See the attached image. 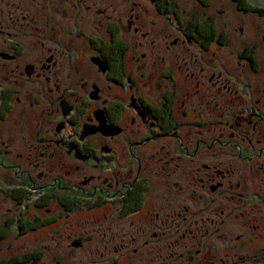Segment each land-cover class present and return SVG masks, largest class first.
I'll return each instance as SVG.
<instances>
[{"label": "flooded vegetation", "instance_id": "1", "mask_svg": "<svg viewBox=\"0 0 264 264\" xmlns=\"http://www.w3.org/2000/svg\"><path fill=\"white\" fill-rule=\"evenodd\" d=\"M56 15L68 16L66 0H0V202L4 198L41 214L27 215L29 223L39 224L32 232L79 231L89 221H139L143 226L139 223L137 234L147 235L144 242L151 244L145 245L150 247L146 254L137 255L138 264H156L157 257L149 255L160 252L154 243L165 238L173 240L165 248L169 253L185 250L171 256L180 264H214L216 256L206 255L205 248L228 236L257 250L264 240V92L263 101L256 99L259 87L251 85L244 99L239 87L222 85L220 74L196 81L183 59L172 61L166 76L153 85L156 71L139 65L146 54L130 57L120 40L116 49L113 36L49 39L45 25ZM208 20L216 31L215 20ZM40 21L41 31L35 26ZM194 23L188 36L198 40ZM202 36L195 42L202 59L210 53L222 64L235 61L245 74H262L259 46L234 47L223 32L216 31L210 41ZM247 51L252 63L243 56ZM136 67L143 70L139 78L134 77ZM146 89L157 93L147 94ZM120 91L123 100L112 96ZM229 123L250 127L252 137L234 141V134L210 135ZM221 146L231 149L236 161L252 164L251 170L240 173L233 164L217 163ZM157 164H162L159 171L150 167ZM86 170L89 174L82 175ZM167 208L169 214L163 215ZM86 212L94 215L86 217ZM160 222L164 230L153 231ZM111 226L102 230L110 242L128 231ZM83 234H76L70 245L91 247L93 239ZM251 262V257L236 253L229 264ZM253 262L258 259L253 257ZM85 264L108 263L98 257Z\"/></svg>", "mask_w": 264, "mask_h": 264}, {"label": "rangeland", "instance_id": "2", "mask_svg": "<svg viewBox=\"0 0 264 264\" xmlns=\"http://www.w3.org/2000/svg\"><path fill=\"white\" fill-rule=\"evenodd\" d=\"M66 1L68 16L56 15L54 17H48L49 23L45 25L47 26L45 30L50 29L49 32H46L49 35V39L58 38L61 40H69L74 38L78 39V37L84 39L85 37L99 38L102 36L110 39L113 36L115 38L114 41L120 40L127 46L130 57L139 59L141 54H146L147 57L144 61L140 60L139 65L150 66L152 67V72L156 71L152 81L153 85L156 78H160L162 81L163 77L166 76L172 61L183 59V62L187 64L185 68L195 73L196 81H200L201 83L206 82L209 76L220 74V82L222 85L230 88L239 87L244 99L245 95L249 92L248 87L258 85L259 94L256 96V99L260 97L263 101L260 92H264V70L260 76H256L255 78L253 74L248 72L245 74L244 68L241 69V66H236L234 59H232L234 61L232 66L228 62H223L224 64H222L220 60L214 58L210 53L202 59L200 44H195L201 38H198V40L190 39V36H188V28L193 22H202L207 20L208 17H212L215 20L216 31L218 33L223 32V35L230 37V45L238 47L239 43L240 45L253 43L259 46L257 56L264 67V42L261 40L264 36V0H243L246 5L261 9L263 14L260 12L243 13L239 9V1L236 2L234 0H169L172 3V10L170 12L159 10V3L157 4L151 0ZM40 20H43V18ZM35 26L40 27L39 31L42 30L41 21ZM59 30L61 34L57 33ZM211 47L214 48V46ZM212 48L210 51H214ZM226 58H229L228 54ZM128 59L130 58L128 57ZM195 60L198 62L194 64L193 61ZM141 72L143 70H139V67H136L134 77L139 78ZM232 76H242L241 81L231 80ZM143 77V81H146L147 76L143 75ZM165 85L166 88L170 86L169 84ZM206 85L209 86L208 83ZM147 87L148 84L146 85ZM146 93L156 94L157 91L146 89ZM104 96L110 98L111 94L110 96L104 94ZM112 96L115 99L119 98V100H123L121 91L116 94L113 93ZM140 96H142V93H140ZM193 101L195 102V99ZM208 111L210 112V110ZM231 125H233V128H229ZM219 133L223 136L234 134L237 136V139H231L234 141H238L239 136L245 138L252 137L250 127L243 125L237 126L232 123L217 128L215 131H211L210 135L213 136ZM246 142L247 139L244 143ZM159 144L165 145L166 142H159ZM221 148L223 153L221 154V159L216 161L217 163L226 167L229 164H233L234 169L239 168L240 173H244L247 169V171L251 170L252 164H246V160L236 161L235 156L230 155L231 149H225L224 146H221ZM169 149L171 150V147ZM212 151H219V149L214 148ZM233 151L235 152L236 149H233ZM209 161L211 163L215 162L211 159ZM161 166L162 164H157L150 167L153 170L159 171ZM87 174H89V171L86 170L82 175ZM167 177L161 176L162 179ZM161 183L164 186L165 182L162 181ZM166 184L170 185V182L168 181ZM54 194L59 197L69 198L63 192H55ZM11 202L4 198L0 202V227H6L7 221L5 219L7 217L10 220L12 219L6 238L0 240V261H6L26 254H34L40 259L36 264H85L89 261L96 260L98 257L103 258V261L108 264H113V261L120 264H138L139 257L137 255L146 254L150 249L149 246L145 245L151 244V241L148 243L144 242L148 239L147 235H138L136 232V229H139L141 224L139 221L132 223L126 222L125 225L118 219L113 224H104L97 221V224L94 225L92 221L88 220L89 222H86L83 229L79 231L63 228L53 231L52 228H48L43 232H32L33 227L29 226H24L23 230H21L19 221H22V224H25L24 222L29 223L28 219L30 220L31 218L27 217L28 214L36 216H41V214L33 211L31 207L27 211L25 207ZM86 203L84 202V204ZM168 214L169 211L167 208V211L165 210L163 215ZM76 215L74 214L71 218ZM93 215V212H86L84 214L86 217ZM22 216L24 217L23 220H17L18 218H22ZM33 225L38 227L39 224H30V226ZM107 225L109 227L113 225L115 231L123 230L125 226L128 231H126L125 235H122L123 237L114 238L110 242L105 235L102 236V230H105ZM141 226L143 225L141 224ZM161 226H163V222L156 224L152 230L156 232L164 230L162 228L160 229ZM149 231L151 230H148V233ZM82 232H84V236H91L93 239L90 241L91 247L85 248V250H80L70 245V242L76 239V234ZM69 236L71 237L69 238ZM233 238L234 236H228L225 242L221 241L216 244L212 242L205 248L206 255L212 258L216 256L217 262H214V264H220L222 259H227L228 262L224 264H229L235 259L236 253L244 258L251 257V264H264V240L261 239L258 242L257 250H253L235 241ZM122 240L126 242V248L122 247ZM170 243L173 244V240L168 238L155 241L154 244L159 245L160 252H157L156 255L150 253V258L157 257L156 261L154 258L153 263L180 264V262H174L171 256L174 259L181 253H184L185 250L183 249L182 252H177V248H173L172 252L169 253L165 248L169 247ZM117 245L121 249L115 248ZM137 248V253H131L132 250L134 251ZM139 251H142V253H139ZM253 257L258 259L257 263L253 262ZM143 258V256L140 257L141 260H144Z\"/></svg>", "mask_w": 264, "mask_h": 264}, {"label": "trees", "instance_id": "3", "mask_svg": "<svg viewBox=\"0 0 264 264\" xmlns=\"http://www.w3.org/2000/svg\"><path fill=\"white\" fill-rule=\"evenodd\" d=\"M153 2H156L157 4L159 3V10H162V11H166V12H170L172 10V3L169 1V0H151ZM238 3H240V7L239 9L243 12V13H255V12H260L261 14H263V11L261 9H257V8H254V7H251V6H248L244 3L243 0H234ZM193 29H194V32L195 34H199L198 35V38H201V39H204L203 36H202V33H205L206 35L209 36V38L207 39L208 41L212 40L216 34V31H214V28H213V22L212 20H208V21H204V22H198V23H194L192 25ZM206 39V38H205ZM115 40V38H114ZM116 49H118V47L120 46V44L115 41V45ZM121 54L118 53V55ZM243 56L246 58V60L250 63H252V57H251V52L247 51L243 54ZM116 60H117V57H116ZM23 220V219H22ZM14 222V221H13ZM21 222V223H20ZM12 223V221H7L6 223V227H0V240L6 238V235L7 233L9 232V226L10 224ZM25 224H22V221H19V224L20 225V229L23 230L24 226L27 227H33V226H30V224L28 222H24ZM39 258L38 256L34 255V254H26V255H23V256H19V257H14V258H11L9 260H3V261H0V264H35L37 262H39Z\"/></svg>", "mask_w": 264, "mask_h": 264}]
</instances>
